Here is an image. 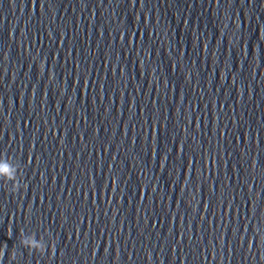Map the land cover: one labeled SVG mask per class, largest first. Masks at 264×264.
Segmentation results:
<instances>
[{
	"label": "water",
	"instance_id": "95a60500",
	"mask_svg": "<svg viewBox=\"0 0 264 264\" xmlns=\"http://www.w3.org/2000/svg\"><path fill=\"white\" fill-rule=\"evenodd\" d=\"M262 31L264 0H0V264H264Z\"/></svg>",
	"mask_w": 264,
	"mask_h": 264
},
{
	"label": "clouds",
	"instance_id": "9594fccd",
	"mask_svg": "<svg viewBox=\"0 0 264 264\" xmlns=\"http://www.w3.org/2000/svg\"><path fill=\"white\" fill-rule=\"evenodd\" d=\"M41 72H43V64L41 65ZM17 180L13 181V189L15 190L18 187ZM21 244L29 249H35V250H42L45 249V244L42 242H37L34 236H27L25 237L24 234H22Z\"/></svg>",
	"mask_w": 264,
	"mask_h": 264
},
{
	"label": "snow or ice",
	"instance_id": "6c2138e0",
	"mask_svg": "<svg viewBox=\"0 0 264 264\" xmlns=\"http://www.w3.org/2000/svg\"><path fill=\"white\" fill-rule=\"evenodd\" d=\"M261 35H262V38H264V31H262Z\"/></svg>",
	"mask_w": 264,
	"mask_h": 264
}]
</instances>
